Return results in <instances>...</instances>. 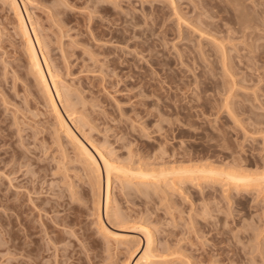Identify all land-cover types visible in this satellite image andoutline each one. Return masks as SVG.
<instances>
[{"label": "rangeland", "instance_id": "obj_1", "mask_svg": "<svg viewBox=\"0 0 264 264\" xmlns=\"http://www.w3.org/2000/svg\"><path fill=\"white\" fill-rule=\"evenodd\" d=\"M14 1L77 138L114 165L166 175L112 174L111 216H100L132 241L103 234L93 173L0 0V264H134L144 229L151 264H264V0ZM186 169L254 181L172 174Z\"/></svg>", "mask_w": 264, "mask_h": 264}, {"label": "bare ground", "instance_id": "obj_2", "mask_svg": "<svg viewBox=\"0 0 264 264\" xmlns=\"http://www.w3.org/2000/svg\"><path fill=\"white\" fill-rule=\"evenodd\" d=\"M12 8H13L14 15L16 17L18 31L21 34V36H22V38L24 40V43H25L26 53L28 55L30 67H31V69H32V71L34 73V76H35L38 84L41 87V90L43 91L44 98H45V101L47 103L46 105L48 106V109L50 110V112L54 116L56 124L61 129V131L63 132L65 138L77 148L79 154L83 158V162H84L85 166L87 168H89V172L90 173H93V178L94 179H92V178L91 179L94 180V184H92V186L94 185L93 187L95 188V191L93 190V192H95L94 194H96V196H95L96 197L95 198L96 199V201H95L96 205L95 206H96L97 213H98L97 217L99 219L98 221H99L100 229L103 230V234H105L109 238L111 237L114 240H117L119 242H125V243L127 242L128 243V242L132 241V239H130L131 237H129V235L117 234V233L109 232L107 227L102 222V219H101V216H100V211L104 212L105 218H108L109 217L108 215L111 216V214H109V210H110L109 208L111 207L110 206L111 205V198H110V191H109L111 175L114 174L116 176L115 181H117L119 183H120L121 180L131 181V180L134 179L135 181L144 184V183H150V182H153V183L156 182L157 183L158 181H161L163 179L162 178L163 176L165 177L166 173L163 172V171L152 172L153 170L151 172L149 171V173H148L145 170H143L142 167L138 168V169L136 168L135 170H133L130 167L126 168V167H122V166H119V165H114V163L113 164L110 163L98 150L93 148L92 149L93 151H91L90 149H88V147H86L77 138V136L73 133L72 129L70 128V126L68 125V122H67V121H69L68 119H70V116H71V115L69 116V113H68L69 107H68V110L66 108H64L65 106L63 108L61 107L62 108L61 110H63L62 112H64L65 117L62 116V113L60 112L59 106H61L62 103L64 102V100L62 102V99H63L61 97L62 93L60 94L61 91H59L58 87L56 86V84H55V82L53 80V77H52V74H51V72L49 70V67H48V64L46 62V59L43 56L42 52H40L41 48H40V42H39V40L37 38V34L36 35L34 34L35 32H34V29L32 27L31 28L28 27V25L24 21V18L22 17V14H21V11H20L18 5L16 4V2L14 0H12ZM30 34H33V38L30 37ZM220 48L223 49V47L221 45H220ZM224 58H225V56H223L222 59L224 60ZM109 63L114 64L115 62L113 60H111V61H109ZM227 68L228 67L224 64L223 65V69H227ZM140 102H142V101H139V103ZM140 104L143 105V103H140ZM228 110L231 112L230 109H228ZM235 114H236V112H235ZM65 118H67V119H65ZM94 153L96 154V156L94 155ZM181 169H183V168H181ZM219 169H221V168H219ZM172 171H170V172H172ZM195 172H198L199 174L202 173V174H204L205 176H208V177L215 176L216 178L217 177L218 178H225L224 180L232 182L233 184L235 183V187H238L239 185L242 186V187L248 186V184H250L249 183L250 181H254V179L249 178L248 176H245V175H242V174H233L232 172L230 174H226V172L222 173V171L221 172H216V171H213V170H199V171H197V170H194V169L193 170L192 169L191 170L190 169H186V170H179V171L176 170L175 172H172V174H175V176H177V175H180V176L183 175L184 176V175H188V174H191V173H193V175H195L194 174ZM204 175H202V178H203ZM191 177H192V175H191ZM189 179L191 181V178H189ZM207 179H209V178H207ZM258 179H261V178H258ZM203 180H204V178H203ZM89 181H91V180H89ZM261 181L264 182V179L260 180L259 182H261ZM91 183H92V181H91ZM227 185H230V183L227 184ZM119 219H121V218L116 217L115 219L113 218V220L112 219H110V220L111 221L115 220V221H117L116 223L122 222V220H119ZM121 224H119L120 227L124 225V223H123V225H121ZM142 232H143V236H144L143 237L144 238V241H143L144 243L142 242L143 245H144V247L142 246L143 247V252L138 257V259L135 261L134 264H141V263H143V264H151L152 263L151 259L153 261V259H155L157 257V256H154L155 254L152 255V250H151L152 249L151 248L152 247V237H151V234H150L149 230L144 229V230H142ZM133 250H134V248H133ZM137 250L136 251H131L130 256L128 255L129 256V258H128L129 260H131L133 258V256H135V254L137 253ZM129 251H130V249H129ZM153 256L155 258H153Z\"/></svg>", "mask_w": 264, "mask_h": 264}]
</instances>
